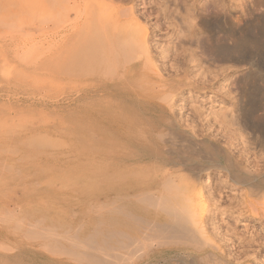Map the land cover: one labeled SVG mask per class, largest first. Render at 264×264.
Here are the masks:
<instances>
[{
  "label": "rangeland",
  "instance_id": "1",
  "mask_svg": "<svg viewBox=\"0 0 264 264\" xmlns=\"http://www.w3.org/2000/svg\"><path fill=\"white\" fill-rule=\"evenodd\" d=\"M120 2L127 4L130 0ZM131 2L137 6L138 12L142 6L146 9L144 17L141 16V20L139 17V20L149 29V41H151L149 43L153 46L156 58L163 49L174 47L187 54V59L178 58L181 65L185 67L189 65L193 71L204 70L210 83L214 80V74L218 75L219 84L214 85L213 91L209 89L203 94L188 97L191 93L186 89L185 95L182 93L179 97L177 117L183 119L181 120L183 127L187 125V129L192 128L194 134H185L181 129L165 128L164 124L166 125L168 119L160 114L159 109H155L152 114L147 115L135 111V116L131 118L133 126H122L120 122L115 121L110 127L112 129L106 134L96 135L89 127L90 118L84 117L85 120L90 121H84L83 124V118L77 122L79 118L74 116L75 114L68 115V112L58 109L56 105L60 103L62 97L61 70L58 62L50 61L49 57L55 56L59 50L61 27L65 20L61 14L62 0L53 2L52 0H0V116L10 120L31 118L34 125L39 127L36 129H43L45 126L49 128L50 143L56 146L65 144L68 149L75 150L77 155L73 153L76 157L71 156L69 160L60 157L63 161L59 158L55 162L50 161L44 155V151L50 149L46 144L26 148L19 140L10 144H0V148L3 149L0 150V165L30 164L24 169L25 176L28 177L31 173L39 181L50 180L53 174L49 170L54 167L53 164L56 165L57 160L59 164L61 162L60 167L63 169L65 166L79 171L78 182L73 185V190L62 192L65 186L58 182L54 188L55 192L54 189H41L29 196L23 192V187L26 185L21 184L17 188L13 186L12 182L18 179L17 175L7 171L0 173V184L6 186L5 189L0 190V199L3 200L0 206L8 203V209H17L16 205H25L27 200L37 201L45 196L48 205L54 204L52 208H55L54 211L23 209L19 212L21 216L26 215V223L36 224L35 221L39 225L37 227L26 224L27 229L35 227L33 230H38L43 223L51 227L61 222L62 227L58 228L59 232L73 234L79 229L76 233L79 237L96 236L93 239L96 245L97 243L111 245L108 248L105 247L106 245L103 247L104 251L107 248L108 253H111L106 256L98 248L97 251H93L95 249L93 248L89 252L92 247L89 246L87 250V244L79 248L74 247L77 251L81 249L78 252H85L95 257L89 259L90 262L82 264L102 262V264L109 262L125 264L122 259L127 256L124 255H136L134 258L131 257L133 260L130 261L131 258L127 257L126 264H264V0H256L248 11L242 9L240 0H132ZM88 5L89 0H86L81 7L84 9ZM74 13L70 12L68 21H75ZM189 59L191 62L188 61ZM164 64L167 67L169 60ZM71 85H75V82ZM113 96L114 99L120 98ZM137 124L140 125L138 128L134 126ZM28 129L31 131L32 128H27L25 132H29ZM155 133L163 135L162 138L156 137ZM94 148L96 151L93 150ZM85 154L87 158L84 157ZM40 156L43 158L39 165L36 160ZM43 159L45 161H42ZM64 160L68 162L76 160L77 163L69 162L65 165ZM104 161L105 164L115 165L113 167L102 165L104 169L101 166ZM91 162L95 163L91 164ZM48 164L53 167L49 168ZM35 165L39 167L36 175L34 174L36 169L34 170L33 167ZM71 165L80 169H74ZM156 166L169 172L176 170L178 176L184 175V182L192 185L195 191L199 188L203 194L205 193L207 210H211L206 224L207 231L220 246L221 255L212 256L210 250L197 251L186 242L179 240L178 243L174 241L176 244L159 246L157 249L159 251L151 253L148 259L142 254L140 257L138 253L141 251L136 248L137 243H146L149 238L154 241L155 238L153 240L152 236L155 237V233L151 231L154 230L159 235L161 232L158 228V231L155 230L156 225L161 224V228L162 226L165 228V225L170 224V219L162 210L147 205L149 201L142 202L137 198L139 194L147 191L155 194L162 192L159 179H155L156 181L129 179L124 173L130 167L156 169ZM206 168L207 170L204 171ZM198 169L203 170L198 172ZM61 170L54 171V176L58 177ZM89 201L98 208L90 210L87 224L80 229L77 225L80 224L79 219L85 215L84 210L81 211L83 214L79 215V218L73 219L69 217L73 210L70 208L78 210L76 206L79 204L85 208ZM101 204L105 205L100 207ZM120 207L122 209L119 211ZM58 211H66L68 215L59 220L56 218ZM127 211L136 216L138 221L133 219V216L129 218L130 214L128 216ZM41 216L45 218L44 222L39 224ZM139 217L150 219L149 221H153V226L148 228L149 225L145 226V222L142 223V218V222H139ZM66 223H71V226L68 228ZM120 231L129 234L131 240L125 234L119 236ZM163 235H167V232ZM123 236L127 239L123 240ZM4 239L0 236V242ZM119 240L123 241L122 245L119 244ZM60 242L64 246L72 244L63 240ZM86 242L88 245L91 244L90 240ZM94 242L93 246H95ZM112 246L111 251L109 249ZM119 246L121 247L117 250ZM97 257L100 259L97 260ZM2 260L10 261V259ZM11 261L14 264L81 263L77 259H41L27 252H24L20 259Z\"/></svg>",
  "mask_w": 264,
  "mask_h": 264
},
{
  "label": "bare ground",
  "instance_id": "2",
  "mask_svg": "<svg viewBox=\"0 0 264 264\" xmlns=\"http://www.w3.org/2000/svg\"><path fill=\"white\" fill-rule=\"evenodd\" d=\"M53 1L54 0H52V2ZM117 1L115 0H89V5L86 8L82 9L81 4L86 2V0H62L61 14L65 18V20L63 22V26L61 27L62 34H61V41L58 45L59 50L55 56L49 57L50 61L56 60L58 62L59 68L61 70L62 97L60 99V103L57 104L56 107L58 109H61L62 111L68 112V115L70 113L75 114L74 116L79 118L77 122L78 121L80 122L81 121L80 118H83L84 119L82 120L83 124H85V122L89 120V119L85 120L86 118L84 117L90 118L91 121L90 120L89 121L91 125L89 127L95 132L96 135L106 134L107 131H109V129H112L110 127H112L111 125H113L115 121L120 122L122 126H128V125L133 126V122L131 118L135 116L136 114L135 111L136 112L140 111L139 113L141 115H143L142 113L147 115V114H152L153 110L155 109H159L161 112L159 113L164 115L168 119L166 122V125L164 124L165 128H170L171 130L181 129V131L185 134L187 133L190 135L194 134V130L192 128L187 129L186 127L187 125L183 127V124L181 123L183 122L181 121L183 119L177 117L178 113L176 112V110L178 107L179 97L182 96V93H184V90L186 89L190 90V93H191L188 97H192L194 94L195 96H197V94H203L206 92V90H209V89L212 90L215 84H219V80L217 77L218 75L214 74L215 75L214 80H212V83H210L211 81L207 79V75L205 74L204 70L198 68L199 70L195 69L196 71L195 70L193 71L189 65H187L186 67L181 65V63H179L178 61V58L183 57V59H187L186 58L187 54L185 51L176 49L174 47L163 49L160 56L156 58L154 56L155 53H153L154 52L153 46H151V44L149 43L151 42L149 41L150 39L149 29L148 27L145 26V24H142L140 21L141 16L144 17L146 13V9L142 6L140 8V12H138L139 9L133 2H131L132 0H130V2H128L127 4L121 3L120 1L122 0H119L118 2ZM240 1H241L240 5L242 9H244L245 11H248L249 8L254 5L256 0H240ZM144 6H145V2H144ZM50 7H52L51 4H50ZM59 7L61 6L59 5ZM70 12H75L74 14H76L75 15L76 19L74 22L68 21V16L70 15ZM139 17H140V20H139ZM178 45L180 46V43H178ZM166 60H169V64L167 67L164 64ZM188 61L191 62L190 59ZM223 76H227V75L223 74ZM72 82H75V85L72 86L71 85ZM233 83H235V80L233 81ZM113 95H116L117 97L119 96L120 98L114 99ZM238 96H240V93H238ZM72 117L70 116V118ZM144 118L145 117L143 116V120ZM73 121L76 122L75 120ZM62 126H64V124ZM134 126L138 128V126L140 125L137 124ZM29 127L32 128L33 130L31 129L30 131L28 129L29 132H25L27 128ZM36 128H39V127L34 125V121L31 118L25 119V120H15V119L10 120V119H6L0 116V144L1 143L10 144L12 142H16L19 140H21L20 142L26 148L40 147L46 144V147L48 148L50 147V149L44 151V155L47 159H50V161L54 160V162L56 159L58 158L60 159V157H63V159L64 157H66L69 160L70 157L73 156V153L75 154L76 151L73 149H68L65 146V144H60L56 146V144L50 143V138L48 136L49 134H51V132L49 131V128L47 129L46 126L43 129H36ZM152 131L154 132V129ZM149 132L150 134H152L151 130ZM155 134H156V137L159 136L160 138H162L163 136V135L162 136L157 135V133ZM130 137H132V135ZM0 150H3V149L0 148ZM93 150H95V148ZM174 152L176 153V150ZM179 153L180 152L178 150V154ZM90 155H91L90 157H92V154ZM84 157L87 158L86 154ZM41 158L43 157L40 156L38 157V160L36 159L34 160H36L37 164L40 165ZM77 158L79 161V157ZM65 160L63 163V164L66 163L65 165H68L69 162H71V160L69 162L68 160L67 161ZM81 160L82 159H80V161ZM86 160L88 161V159ZM86 160L85 162H87ZM42 161H45V160L43 159ZM57 161H56V165L53 164L54 167L48 164L49 168L53 167L52 169L49 170L50 173L53 174L52 177H50L49 181L47 180L39 181L37 180V177L32 176L31 173H29L30 176L26 177L24 169L25 167L30 166V164L28 165L19 164L16 166L9 165V164H3L2 166L0 165V173L7 171V172H12L13 174L17 175L18 179H15L12 182V184L16 188L20 187L21 184L26 185L23 187V192L27 196L31 195L36 190L54 189L58 182L59 184L62 183L61 185H64L66 187L62 189L63 190L62 192L66 193L67 190L74 189L73 185L78 182L77 178H78L79 171L72 170L71 168H67V167L65 168L64 165H63L64 166V169H63V167H60L61 162L59 164ZM99 162H100V159H99ZM48 163H49V160H48ZM72 163L76 164L77 162L75 160V161H72L71 164ZM94 163L91 162V164H94ZM86 164L87 163H85V165ZM102 165L103 166L109 165L110 167L111 164H105V161H104L103 164H101V166ZM114 165H111V166L113 167ZM36 166L37 165L33 166L34 170L36 169V172L34 173L35 175L39 172L38 170L39 167H36ZM72 167L74 168V166ZM98 167H99V164H98ZM59 169L61 170L59 176L58 177L54 176V173H55L54 171L56 170L59 171ZM74 169L79 170L80 167L74 168ZM32 170L33 169H31V171ZM202 170L203 169H198V172ZM206 170L207 168L204 169V171ZM124 174L126 175L127 178L135 179V180H150L151 181L153 179L154 180L159 179V182H161V187L163 189L162 192L160 193L157 192L158 194H155V193H151L147 191V192H143L139 194L137 198L142 202H145L146 200L149 201L148 204L146 203L147 205L151 206L154 209L162 210L163 213L165 212L168 218L170 219V224L165 225V228L164 226H162L161 228V224L156 225V227L154 225L155 230H157L158 228L159 232H161L158 235L156 234L154 230L151 231L155 233V237L152 236L153 240L155 238L154 241H152V239L147 237V239L149 238L148 242L146 243L138 242L137 243L138 245H136V248L138 247L139 249L138 251H141L140 253H138L140 254V257H142L143 255L144 258L148 259L151 253L155 251H159L157 250L159 246H162L164 244L167 245L168 243L176 244V242L179 240L182 242H186L190 247H192L193 249L197 251L204 250L205 252V250H210L212 251L211 252L212 256H219V254L221 255L220 246L217 245V243L212 238L213 236L211 237V235L207 231L206 224H208L207 221L209 219L211 210L210 211L207 210L208 206L206 204V200L204 197L205 193L203 194V192L200 191L199 188L198 190L196 189L195 191L192 185L184 182L185 180L184 175L180 174L178 176L176 170L169 172L168 170H164L158 166H156V169L154 167L153 168H141V169L138 167L136 168L130 167L129 169L126 170V173ZM94 176H96V174ZM0 185H2L0 186V190L6 188L5 185L3 184H0ZM197 185H199V183ZM75 189H77V187ZM54 192H55V189H54ZM209 193H211V191H209ZM9 194L10 193L8 192V195ZM244 196L247 197V195H244ZM1 199H0V202L3 201ZM25 202H26L25 203L26 206L16 205L17 209H12V210L10 208L9 209L7 208L8 203L7 204L3 203V205L0 206V236H3L5 238L4 241L0 242V264H14L13 261L11 260L20 259L21 255H23L24 252H27L29 254L31 253L33 256L41 257V259H60V260L61 259H77L78 262L79 261L81 262V263L79 262L80 264L87 263L88 261L90 262L89 259L91 260L92 258L95 259L93 254H92L93 257H91L87 255V253L85 252H78L81 249L80 250L78 249L77 251L76 249H74V247L79 248V247H82L84 244L88 245V242L86 241H89V240L91 244H89L88 246L86 245L87 250L88 248L92 247L91 250H89V252H91L93 248H95L93 249V251H95L96 248H98L101 253L105 254V256L106 254L108 255L111 254V253H108V250H107V248L111 245H109L108 243H107L108 245H106V243L105 244L103 243V245H99L97 243L96 245V243L93 241V239H95L96 236H88L85 238H81L76 234L79 229L77 231H74L75 233L73 234H69V232L66 234L65 232L64 233L59 232L58 228L61 229L62 227V225L60 224L61 222L57 225H51L49 221L51 227H48L45 223H43L44 218H45L43 216L40 217L41 221L38 222L39 224L43 223V226L41 228H39L38 230L36 229L33 230L35 227L27 229L28 227L26 224L36 226L37 222L34 221V223L36 224L30 223V222L26 223V220H27L26 215L23 214L21 216L19 212H22L23 209L25 211H27L28 209L29 210L33 209L35 211H40V210L49 211L51 209L52 211H54L55 208L52 209L54 204L53 205L47 204V201L45 200V196L44 198H41L37 201L27 200ZM104 205L105 204H101L100 207ZM109 205H112V204H109ZM76 207L78 210H74L76 208H70L73 210H71L69 217L73 219L77 217L79 218V215L83 214L81 211L84 210L85 215L84 217H82V219L81 218L79 219L80 224L77 225L81 229V227L87 224V221H88L87 217H88L90 210H94L95 208H98V206L94 205L91 201H89L87 202L85 208L83 207L82 204H79ZM3 209H6V210L3 211ZM121 209L122 208L120 207L119 211ZM57 213L58 214L56 218H58L59 220L63 219L64 217L68 215L66 211H61V212L58 211ZM129 214L130 212H128V216ZM131 214L129 218L133 216ZM132 218L137 219L136 216L135 217L133 216ZM139 218H140L139 219V222H140L142 217H139ZM149 220H145L144 218H142L143 222L142 221L141 222L142 223L145 222L146 224L145 226L149 225L148 226L149 228L151 227V225L153 226V221H149ZM38 226L39 225H37V227ZM66 226L69 228L71 226V223L70 224L66 223ZM138 231L140 232V230ZM110 232L111 231L109 230V233ZM164 232H167V235H163ZM124 234H125L124 232L120 231L119 236L121 235L122 237V235ZM126 234L125 236L130 239L131 237L129 236V234L127 235ZM125 236H123V240ZM38 240H41V242H37ZM61 240L67 241L69 243L72 242V244L70 243V245L64 246L61 244L62 243L60 242ZM91 240L95 243V246H93L92 244L93 242ZM218 241L220 242V240ZM120 242L119 244L122 245L123 241H120ZM76 243L78 245H75ZM119 244L117 243V245ZM104 246L107 247L105 251L103 248ZM120 247L121 246L117 247V250ZM112 249H113V246L109 250L112 251ZM26 255L28 254H25V256ZM124 256H127L129 258L131 257L134 258L136 255L135 256L134 255L133 256L124 255ZM27 257H29V255ZM127 257L122 259V261L123 260L125 261V264H126L125 259H127V262H128ZM2 259H10V261L9 260L5 261ZM98 259H100V257L99 258L97 257V260ZM22 260H23V257H22ZM130 260H133V259L131 258L129 259V261ZM205 261H206V258H205ZM94 262L96 263V260ZM91 263L93 262L91 261ZM62 264H64V262H62ZM108 264H110V262Z\"/></svg>",
  "mask_w": 264,
  "mask_h": 264
}]
</instances>
